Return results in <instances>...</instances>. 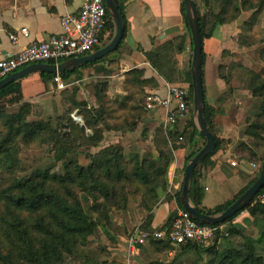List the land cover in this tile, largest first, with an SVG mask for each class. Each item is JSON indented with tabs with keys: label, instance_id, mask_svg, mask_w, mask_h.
I'll use <instances>...</instances> for the list:
<instances>
[{
	"label": "trees",
	"instance_id": "1",
	"mask_svg": "<svg viewBox=\"0 0 264 264\" xmlns=\"http://www.w3.org/2000/svg\"><path fill=\"white\" fill-rule=\"evenodd\" d=\"M115 2L124 20L123 5L126 0H115ZM196 4L202 46L205 40L213 36L217 28L234 23L244 13L250 15L242 23V27L248 32L251 31L264 13V0H196ZM181 9L187 26L191 55L192 41L183 3ZM107 18L106 31L109 36L106 40L108 41L113 35V23L108 16ZM126 31L125 25L119 46L106 57L58 76L66 86L72 85L73 82L85 85L83 70L92 69L93 75L120 76L128 87L142 94L146 88L160 93L162 89H159L161 87L159 78L169 84L181 85L186 88L188 94L186 122L166 130L158 127L152 133L146 129L142 131L141 137L151 140L154 149V154L148 158H142L134 151L128 152L127 155L123 154L120 146L111 145L91 155L86 153L89 162L83 166L78 164L74 157H68L75 153L77 141L80 139L91 147H98L102 141L104 132L100 129V125L106 117L113 116V111L108 106L110 102L106 98L107 91L104 84H94V97L99 104L97 107L76 102L72 96L73 109L79 113L82 124L80 126L70 124V132L66 135L58 131L60 124L54 127L49 123L26 121L30 104L23 102L19 82H13L1 89L0 121L3 131L0 135V264H69V259H75L81 264H108L88 258L83 248H86L89 238L95 237L98 226L106 231L112 216L118 219L125 216L127 203L131 197L140 198L146 214L141 229L150 231L152 212L166 192L168 169L174 160L172 150L184 147L189 141L199 138V135L191 119L190 65L187 70L180 71L174 62L175 55L186 49L185 37H178L149 52H143L138 48L143 52L156 76L153 71L151 76H147V71L142 68H134L120 75L118 69H114L108 61L114 58L119 62ZM238 43L239 48L251 46V43L245 39L238 40ZM102 44L104 45L103 40ZM259 46L256 59H240L228 66L218 65L217 74L219 77L223 76L227 84L236 76L241 88L247 90L257 103V110L244 119L243 134L249 140L245 143L238 142L233 150L240 158L261 165L264 159L263 40L260 41ZM221 55L225 57L228 52L223 51ZM204 60L202 49V74ZM55 77V75L40 74V78L45 82H53ZM203 93L205 119L214 134L204 81ZM131 99V96L123 99L118 104V109H125ZM19 103L21 107L16 112L5 114L8 105ZM136 103L135 106L130 107L136 119L130 124L128 133L135 132L137 125L134 123L145 113L142 100L139 99ZM103 125L105 131L120 132L121 130L118 126L109 127L110 125L107 126L105 123ZM214 136L215 151L195 168L189 193L191 202L205 215H215L226 210L258 179L260 173L259 169L254 178L232 200L212 208L204 207L202 200L205 193L203 184L205 176L202 170L204 167H213L211 158L230 144L229 140L219 139L215 134ZM178 138H182L179 145L176 144ZM19 143L25 146L33 143L51 145L55 161L61 162L64 173L57 174L51 169H46L36 172L31 178L21 177L22 168L17 159ZM194 154L185 157L184 168ZM181 186L182 184L175 196V202L182 210L179 202ZM168 199L169 197H166V200ZM244 212L248 214L244 219L246 223L254 224L258 220L264 222V204L251 203L224 223L213 226L217 228L226 226V228L222 232L217 231L211 246L188 243L178 247V250L181 254L190 252L196 254L197 260L191 264H264V230L255 237L251 233L247 234L243 225L233 224V220ZM171 218L172 216L167 220L168 223ZM232 237H238L241 241L232 243L229 241ZM150 245L161 257L174 250L169 242L163 240H150Z\"/></svg>",
	"mask_w": 264,
	"mask_h": 264
},
{
	"label": "crops",
	"instance_id": "2",
	"mask_svg": "<svg viewBox=\"0 0 264 264\" xmlns=\"http://www.w3.org/2000/svg\"><path fill=\"white\" fill-rule=\"evenodd\" d=\"M181 5L182 0H126L123 5V15L127 31L123 47L120 50V59L117 62L116 59L110 58L108 63L114 69L117 68L120 75L134 68H142L147 71V76H151L153 70L143 52H149L178 37H185L186 49L184 52L175 55L174 62L178 70H187L191 63L190 41L187 37V26ZM79 8L80 0H0V61L14 56L23 47L44 41L50 36L62 34V17L77 14ZM229 28L230 26L217 28L213 36L205 40L202 46L205 56L203 65L204 89L206 101L210 108L213 132L219 139L231 140L226 148L219 150L211 158V162L214 164L213 167H204L202 170L205 176L203 183L205 193L202 205L206 208H212L232 200L254 178L260 167L258 163L248 162L240 158L233 150L237 142L245 143L249 140L244 134L239 135L238 125L242 119L244 120V115H250L257 110V103L251 98L247 90L241 88L234 91L231 86L232 80L227 84L224 81L225 78L223 76L219 77L217 74V66L223 65L222 52H235L230 51L229 47L231 45L226 43L230 37ZM23 29L26 30L25 36L21 32ZM10 36L17 37V42H12ZM107 37L103 39L104 44L107 42ZM238 50L242 51L243 48L237 47V52ZM153 73L156 76L154 71ZM116 77L114 74L97 76L93 75L92 69L83 70L84 83L101 84L97 80H110L112 82ZM118 77L119 79L122 78ZM18 82L20 83L23 102L32 104L37 103L39 100H48L51 91L56 88L53 82L43 81L38 74L29 75ZM159 82H161L159 89H162V92L163 86L169 83L160 78ZM102 83L105 84L106 82ZM154 91L145 89V93ZM150 113L153 114V120L158 124L160 123V126L157 125L155 129L161 127L164 116L163 110L160 109ZM186 120L180 122L179 126L184 124ZM176 144H180L178 140ZM204 144V139L199 137L189 141L182 148L172 150L174 160L168 169L166 192L161 196L160 203L152 212L154 220V213L159 211L160 207H163L161 209L163 221L158 227L162 226L178 209L175 196L183 182L182 170L185 157L198 152ZM231 163H235V166H231ZM252 165L256 166L254 170ZM254 172V176L251 177ZM166 197H169V199L166 200ZM136 208L139 215L140 207L137 206ZM142 217L143 215L140 216V221L145 218ZM129 223L131 224L130 221ZM148 247L151 251L150 254H157L151 245ZM139 249L140 247L137 248V250ZM185 258H189L186 262L191 263L197 260L194 252L181 254L176 247L166 255L168 262L179 259L185 262Z\"/></svg>",
	"mask_w": 264,
	"mask_h": 264
},
{
	"label": "rangeland",
	"instance_id": "3",
	"mask_svg": "<svg viewBox=\"0 0 264 264\" xmlns=\"http://www.w3.org/2000/svg\"><path fill=\"white\" fill-rule=\"evenodd\" d=\"M249 15L250 13H244L237 21L226 25L230 26L228 30L230 37L226 43L231 45L229 47L230 51L235 52L230 53L229 51H226L228 52V55L222 57L223 66H228L233 61H238L240 59H256V51L260 47L259 43L261 40L264 41V13L259 18L256 26L248 32V30L246 31L242 27V23L247 19V17H249ZM240 39H245V41L251 43V46H246L242 51L238 50L237 52V47L239 44L238 40ZM236 78V76L232 78L231 84L234 91L241 89V85L238 83ZM97 82H106L105 84H102L106 86V98L110 102L108 106L113 111V116L110 118L106 117V120L100 125V129H102L104 133L102 132V141L99 143L98 147L88 146L83 140L80 139L77 141L75 153L71 154L68 158L74 157L78 164L85 166L89 162L86 153L91 155L93 153L99 152L105 147H110L111 145L120 146L123 149V154L126 155L130 151L137 152L142 158H148L153 155L154 149L151 144V140H145L141 137V133L145 129L152 132L155 127H157V125L160 126V123L158 124V122L153 120L152 113L145 111L142 118L134 123L137 125L135 132L128 133L130 124L136 119L135 116H133L134 112L130 109V107L135 106L137 104V100L139 99L144 102L146 93L144 92L145 94H142L136 91V89L128 87L127 84L124 83L123 78L119 79L118 76L114 78L112 82L110 80H97ZM73 83L72 85L67 84V86L63 83L65 88L62 90L54 88L51 91L49 99L46 101L39 100L35 104L26 102L30 104L29 112L25 118L26 121L49 123L54 127L57 124H60L58 131L62 132L63 135H66L70 132V124L73 123L80 126L82 124V119L78 116L79 113L73 109L72 96L76 102H84L89 107H97L99 104H97V101L94 97V83L85 82V85H77ZM128 96H131L132 99L127 103L126 108L123 110L118 109V104H120L123 99L127 98ZM20 107L21 103L8 105L4 112L6 115H9L16 112ZM247 116L244 115V119ZM104 123L107 126L110 125L109 127L118 126L121 128V130L120 132H109L108 130L105 131L103 128ZM238 126L240 130L239 135L242 136L245 129L243 119ZM2 131L3 126L2 122L0 121V135ZM229 141L231 142V140ZM17 159L20 163V167L22 168V173L20 176L23 178H31L36 172L44 171L46 169H51L52 172L57 174L64 173L62 171L61 162L56 163L52 147L47 143H33L28 146H25L23 143H19ZM254 174L255 172L251 174V177H253ZM137 206L140 207L139 215L146 217V214L141 206L140 198L131 197L127 203L125 216L120 219L112 216L110 224L108 225L109 228L106 231L98 226L95 237L89 238L86 248H83L84 254L88 258L98 260L99 262H106L108 264H190L191 262H186V260L189 258H185V262L180 259L177 261L170 260V262H168V260H166V256L161 257L158 253L150 254L151 251L148 247L150 245V241L142 245V247L139 246V250H137L139 247H136L132 251L129 250L131 238H136L133 236V234L135 231L142 230L141 228L145 221V218L143 217L142 221H140V216L136 212ZM247 217L248 214L244 212L233 220V224L243 225V228H246L247 234L251 233L255 237L258 236L259 232L264 230V222L258 220L255 221L254 224H249L244 221V219ZM242 221L244 223H242ZM225 228L226 226H222L220 227L219 231L222 232ZM229 241L232 243H237L240 242L241 239L238 237H232L229 238ZM212 242L209 243L210 246ZM220 242H218V244ZM76 261L77 260L75 259L68 260L69 264H81Z\"/></svg>",
	"mask_w": 264,
	"mask_h": 264
},
{
	"label": "built area",
	"instance_id": "4",
	"mask_svg": "<svg viewBox=\"0 0 264 264\" xmlns=\"http://www.w3.org/2000/svg\"><path fill=\"white\" fill-rule=\"evenodd\" d=\"M104 0H80V8L75 15H66L61 19L62 34L50 36L39 43L23 47L17 54L0 61V80L29 65L54 64L57 65L69 59L79 58L96 51L102 40L108 36L106 24L108 22ZM22 35H26L23 29ZM17 42V37H9ZM53 80L56 88H65L58 75ZM144 110L154 112L163 110L161 127L166 130L188 118V94L181 85L165 84L163 91L146 93ZM182 142V138H178ZM235 166V163H231ZM252 165V168H255ZM254 203L264 204V188L256 195ZM220 227L198 225L181 209L175 210L171 221H167L155 230H138L131 238L129 250L132 251L150 240H163L173 247H181L188 243L208 246L213 241Z\"/></svg>",
	"mask_w": 264,
	"mask_h": 264
},
{
	"label": "water",
	"instance_id": "5",
	"mask_svg": "<svg viewBox=\"0 0 264 264\" xmlns=\"http://www.w3.org/2000/svg\"><path fill=\"white\" fill-rule=\"evenodd\" d=\"M184 5L185 17L190 31L192 41V54L190 63V79H191V119L193 127L199 137L204 139V146L196 152L186 163L184 168L183 182L179 202L182 210L186 212L191 219L204 225L214 226L222 224L239 212L246 209L255 199L256 195L264 188V159L260 166L258 179L240 195L226 210L215 215H205L199 212L196 206L190 200V188L195 168L208 156L215 151V136L212 133L204 115V93H203V74H202V37L199 24V16L196 0H182ZM106 12L113 23V35L99 49L89 55L63 61L57 65L54 64H34L29 65L15 73L0 80V90L7 85L18 82L21 79L33 74H50L59 75L62 73H70L87 64L95 63L108 54L117 49L123 39L125 31V23L118 9L115 0H104ZM155 212V218L152 223L151 230H155L163 221V213L161 209Z\"/></svg>",
	"mask_w": 264,
	"mask_h": 264
},
{
	"label": "bare ground",
	"instance_id": "6",
	"mask_svg": "<svg viewBox=\"0 0 264 264\" xmlns=\"http://www.w3.org/2000/svg\"><path fill=\"white\" fill-rule=\"evenodd\" d=\"M70 60V59H69ZM190 217V216H189ZM193 220V219H192ZM209 226V225H208Z\"/></svg>",
	"mask_w": 264,
	"mask_h": 264
}]
</instances>
